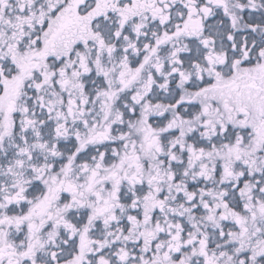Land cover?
<instances>
[{
    "label": "snow or ice",
    "instance_id": "snow-or-ice-1",
    "mask_svg": "<svg viewBox=\"0 0 264 264\" xmlns=\"http://www.w3.org/2000/svg\"><path fill=\"white\" fill-rule=\"evenodd\" d=\"M0 264H264V0H0Z\"/></svg>",
    "mask_w": 264,
    "mask_h": 264
}]
</instances>
